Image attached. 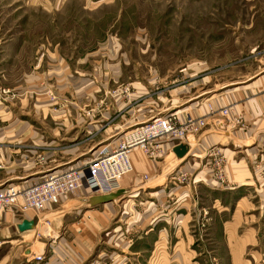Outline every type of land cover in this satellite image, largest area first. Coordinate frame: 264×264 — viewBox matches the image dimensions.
Here are the masks:
<instances>
[{
    "label": "rangeland",
    "instance_id": "1",
    "mask_svg": "<svg viewBox=\"0 0 264 264\" xmlns=\"http://www.w3.org/2000/svg\"><path fill=\"white\" fill-rule=\"evenodd\" d=\"M55 45L64 58L63 90L55 73L60 67L48 58ZM261 89L264 0H0V125L53 121L39 111L32 113V107L33 103L54 107L60 104L56 95L97 97L94 103L81 102L86 103L81 107L82 116L97 126L90 128L85 123L71 128L63 139L54 134L42 137L47 144L26 148L34 157L25 155L23 158L31 160L22 164L25 167L15 169L36 171L47 163L50 172L58 159L71 158L80 159L71 167L83 169L88 159L112 151L122 134L151 118L169 113L204 116L205 126L188 135L187 140L160 141L174 143L173 146L178 141L189 143L186 156L203 162L206 158L208 176L224 187L230 182L224 177L225 159L234 155L250 162L255 185L215 190L229 204L223 214V219L229 221L226 226L231 229L236 223L232 255H237V264H264V141L262 137L246 136L249 120L242 109L249 97ZM38 95L48 99H38ZM220 97L231 100L214 106L216 113L209 115L208 105ZM9 102L15 103L11 105L19 114L8 113ZM64 102L65 106L74 104L73 100ZM104 109L106 116L99 121L97 113ZM223 110L228 114L223 115ZM210 123L218 127L206 134ZM17 134L0 130V147L17 140ZM209 134L213 135L207 141L205 136ZM253 139L259 142L257 146L251 142ZM168 158L162 145L155 160L167 162ZM216 160L223 161L220 179ZM14 165L0 158V177ZM180 166L172 172H177L182 184L192 182L195 187L193 177L197 171L190 174ZM133 174L120 178V184L126 185V179H132ZM42 176L40 173L31 175L29 181L15 178L8 182L33 183ZM196 188L192 198L201 207L203 219H196L191 227L195 240L191 248L197 253L193 264H232L219 216L211 213L209 200L200 199ZM38 229L43 234L49 232L46 224H40ZM242 236H248V242H240ZM33 238L35 230L25 237ZM13 252L12 245L0 244V264H14L15 260L9 261Z\"/></svg>",
    "mask_w": 264,
    "mask_h": 264
},
{
    "label": "crops",
    "instance_id": "2",
    "mask_svg": "<svg viewBox=\"0 0 264 264\" xmlns=\"http://www.w3.org/2000/svg\"><path fill=\"white\" fill-rule=\"evenodd\" d=\"M48 58L60 67L55 73L63 90L64 58L60 56L57 45L52 48V55ZM38 96V99H48L45 95ZM4 97L9 96L5 95ZM56 97L60 104L58 103L54 107H51L53 105L49 103L47 106L33 103L32 107V113L39 111L43 116H50L53 121H43V124L31 125L22 123L0 125V130L18 133L15 135L17 140L14 139L8 146L0 147V158L15 164L4 173L2 172L0 184L11 183L8 181L15 178L29 181L31 175L40 173L44 175L48 172L47 163L44 167L35 168L36 171H31V168L22 171L15 169L16 166L25 167L22 164L29 162L34 157L33 154H30L32 151L26 148L42 143L47 144V141H43L42 137L48 138V136L57 135L56 138L63 139V134L71 128L80 127L85 123L86 127L97 126L98 123H92V120L86 121L81 110V107L86 105L85 102H81L93 101L94 103L96 95H70V97L56 95ZM64 100H73L74 104L68 103L65 106ZM229 100H231L229 97L216 98L212 105L219 107L222 102ZM116 102L118 101L116 100ZM11 104L15 103L9 102L8 113L11 116L19 114L20 111L12 107ZM108 104H105V109ZM105 109L98 111V120L106 116ZM242 109L246 110L249 120L246 136L251 134L253 137H262L264 141V89L251 95L247 103L242 105ZM209 126L211 128L206 130V134L214 129V126L218 127V124L210 123ZM20 134L21 136H18ZM212 135L205 136V140H210ZM21 138L23 139L20 140ZM28 140L30 141L28 142ZM251 142L256 146L259 144L256 139ZM176 144H181L189 150V143L185 141H178ZM173 145L174 143L170 142L163 144L167 157H169L167 162H164L166 159L157 161L155 158L146 156L143 158L138 150L132 151L130 157L133 165V178L126 179V185H121L119 189L111 192L115 194V197L110 201L99 202V198L107 194L93 193L83 187L62 197L56 205L46 207L40 216H36L33 211H25L21 214L4 209L6 211L0 212V244H9L14 248L9 261L15 260L14 264H193L192 260L196 258L197 253L191 248L195 241L191 234V227L196 219L198 220L200 217L201 220L203 219L201 207L199 208L196 205L197 201L192 198L193 189L197 187L200 199H208L212 208L211 213L214 212L219 216L222 234L225 235L228 247L230 245L232 264H237V255L234 252L232 255V251H234L233 229L236 223L233 222V227L230 226L231 229L226 226L229 221L223 219V214L228 210L229 204H226L219 194H215V190H235L239 187L247 188L252 184L255 185L254 175L249 167L250 162L248 163L245 159H237L234 155L225 159L224 177L230 182L227 187H224L208 176V169L205 167V161L208 163L206 158L203 162V159H196L189 155L183 158L176 157L172 152ZM233 150L238 151V148L233 147ZM25 155L32 157L23 158ZM16 156L19 158H15ZM79 160V158H71L66 161L58 159L53 169L50 170H62L63 166L71 167ZM60 163L64 165L60 166ZM179 165L190 174L191 171H197L193 177L196 183L195 187L192 182L182 184L178 181L181 179L177 172L175 174L172 172V169ZM144 174L148 176V179L140 178ZM26 184H30V182ZM128 186L131 187V190L127 189ZM164 201L168 203L160 204ZM203 211L205 212V210ZM41 217H45V219ZM23 220L33 222L30 229L24 231L18 229V225ZM45 220H47V224ZM40 224L48 225L50 233H41L40 228L38 229ZM34 230L36 238L25 239ZM37 232H40L39 236H37ZM247 237L242 236L240 242H248ZM101 238L104 240L101 241ZM101 248L110 251L104 252ZM37 254H43V259L35 260L34 257ZM2 259L7 258L3 257Z\"/></svg>",
    "mask_w": 264,
    "mask_h": 264
},
{
    "label": "built area",
    "instance_id": "3",
    "mask_svg": "<svg viewBox=\"0 0 264 264\" xmlns=\"http://www.w3.org/2000/svg\"><path fill=\"white\" fill-rule=\"evenodd\" d=\"M208 106L209 115L216 113L214 105ZM222 114L228 113L223 110ZM205 119L204 116L179 117L172 113L151 118L122 134L112 151L88 159L83 169L71 167L50 171L40 181L30 184L0 185V210L10 209L18 213L33 211L37 216L46 207L56 205L62 197L84 186L93 193L109 194L119 189L120 178L131 172L130 153L133 148L140 149L149 158L158 157L163 145L161 139L187 140L188 135L196 134L205 126ZM222 164L221 160L214 163L217 179L222 176ZM39 235L40 232H37ZM34 259L42 260L43 254L35 255Z\"/></svg>",
    "mask_w": 264,
    "mask_h": 264
},
{
    "label": "water",
    "instance_id": "4",
    "mask_svg": "<svg viewBox=\"0 0 264 264\" xmlns=\"http://www.w3.org/2000/svg\"><path fill=\"white\" fill-rule=\"evenodd\" d=\"M172 151L175 153V155L179 158L186 156L187 154V148L181 144H176ZM115 197L114 193H109L107 195H105L104 197L99 198V202H106V201H110ZM32 221L31 220H23L19 225H18V229L21 231L30 229L32 226Z\"/></svg>",
    "mask_w": 264,
    "mask_h": 264
},
{
    "label": "bare ground",
    "instance_id": "5",
    "mask_svg": "<svg viewBox=\"0 0 264 264\" xmlns=\"http://www.w3.org/2000/svg\"><path fill=\"white\" fill-rule=\"evenodd\" d=\"M134 150H139V151H141L140 149H138V148H133L132 149V151H134ZM132 151H131V153H132ZM142 152V151H141ZM131 153H130V156H131ZM143 153V152H142ZM144 154V153H143ZM144 156H146L145 154H144ZM153 158H156V157H153ZM130 161H131V157H130ZM132 163V162H131ZM131 172H133V165H132V170H131ZM130 172V173H131ZM141 179H143V180H146V179H148V177H147V175H142L141 177H140Z\"/></svg>",
    "mask_w": 264,
    "mask_h": 264
}]
</instances>
